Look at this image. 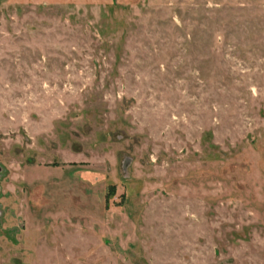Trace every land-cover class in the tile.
<instances>
[{
	"label": "rangeland",
	"instance_id": "obj_1",
	"mask_svg": "<svg viewBox=\"0 0 264 264\" xmlns=\"http://www.w3.org/2000/svg\"><path fill=\"white\" fill-rule=\"evenodd\" d=\"M0 264H264V0H0Z\"/></svg>",
	"mask_w": 264,
	"mask_h": 264
}]
</instances>
